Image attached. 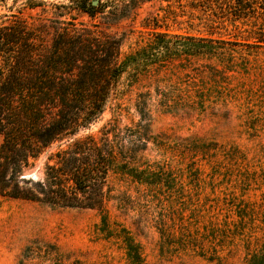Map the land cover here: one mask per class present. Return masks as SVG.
<instances>
[{"label":"rangeland","instance_id":"374dc122","mask_svg":"<svg viewBox=\"0 0 264 264\" xmlns=\"http://www.w3.org/2000/svg\"><path fill=\"white\" fill-rule=\"evenodd\" d=\"M35 1L44 4L31 9L29 0L0 2V25L22 17L29 24L42 21L53 33L51 25L59 21L93 22L72 0ZM210 4L152 0L109 33H129L122 56L144 47L155 33L256 42L249 34L261 18L233 24ZM239 48L247 74L223 86L207 76L198 79L211 97L201 113H163L151 99L147 116L140 115L141 95L154 93L158 80L162 88L165 81L186 87L193 80L175 72L176 63L161 73L137 75L129 68L104 113L80 135L117 124L135 145L133 165L151 173L139 176L145 182L111 173L115 198L105 212L0 196V264H247L251 256H264V49ZM49 154L21 179L42 180ZM31 186L20 182L22 190ZM126 239L137 254L128 252Z\"/></svg>","mask_w":264,"mask_h":264},{"label":"trees","instance_id":"16d2710c","mask_svg":"<svg viewBox=\"0 0 264 264\" xmlns=\"http://www.w3.org/2000/svg\"><path fill=\"white\" fill-rule=\"evenodd\" d=\"M72 1L76 11L90 16L91 24L59 21L51 25L53 33L42 21L29 24L22 17L0 25V196L39 201L54 209L105 212L115 198L108 182L111 173L140 182L145 179L139 176L151 173L133 165L129 154L135 145L117 124H106L98 134L80 135L104 113L122 76L131 67L141 75L161 73L176 63L175 72L191 78V85L165 81L162 88L158 80L154 93L141 95L139 114L147 116L151 99L163 113L203 112L211 97L198 79L207 76L223 86L247 74L239 47L264 49V0H204L213 2L214 7H208L233 24L261 18L263 23L249 34L256 39L253 44L155 33L144 47L126 56L122 47L129 33L118 36L109 30L132 19L152 0H98L97 6L94 0ZM43 4L29 0L28 6L37 9ZM200 61L205 64L197 66ZM49 151L44 178L21 179ZM21 180L32 184L30 189H20ZM102 223L107 225L106 217ZM125 242L130 254L138 253L132 240ZM247 264H264V256H251Z\"/></svg>","mask_w":264,"mask_h":264},{"label":"water","instance_id":"95a60500","mask_svg":"<svg viewBox=\"0 0 264 264\" xmlns=\"http://www.w3.org/2000/svg\"><path fill=\"white\" fill-rule=\"evenodd\" d=\"M93 5H95V6L98 5V0H94ZM23 179H26V177H23Z\"/></svg>","mask_w":264,"mask_h":264}]
</instances>
